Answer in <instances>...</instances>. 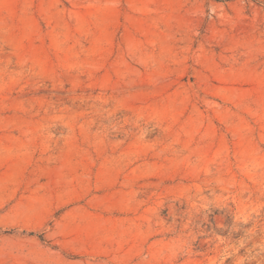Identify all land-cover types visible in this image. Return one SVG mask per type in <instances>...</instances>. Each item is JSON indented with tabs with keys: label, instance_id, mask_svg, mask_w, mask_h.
Wrapping results in <instances>:
<instances>
[{
	"label": "rangeland",
	"instance_id": "1",
	"mask_svg": "<svg viewBox=\"0 0 264 264\" xmlns=\"http://www.w3.org/2000/svg\"><path fill=\"white\" fill-rule=\"evenodd\" d=\"M0 264H264V0H0Z\"/></svg>",
	"mask_w": 264,
	"mask_h": 264
}]
</instances>
